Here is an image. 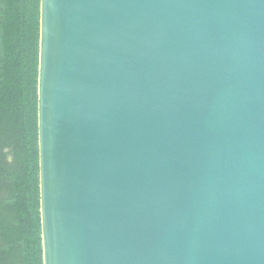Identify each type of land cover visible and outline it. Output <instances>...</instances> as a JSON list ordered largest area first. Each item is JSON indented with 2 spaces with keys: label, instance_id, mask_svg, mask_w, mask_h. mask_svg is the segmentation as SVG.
Here are the masks:
<instances>
[{
  "label": "water",
  "instance_id": "1",
  "mask_svg": "<svg viewBox=\"0 0 264 264\" xmlns=\"http://www.w3.org/2000/svg\"><path fill=\"white\" fill-rule=\"evenodd\" d=\"M44 264H264V0H41Z\"/></svg>",
  "mask_w": 264,
  "mask_h": 264
},
{
  "label": "trees",
  "instance_id": "2",
  "mask_svg": "<svg viewBox=\"0 0 264 264\" xmlns=\"http://www.w3.org/2000/svg\"><path fill=\"white\" fill-rule=\"evenodd\" d=\"M40 14L41 0H0V264H44Z\"/></svg>",
  "mask_w": 264,
  "mask_h": 264
}]
</instances>
